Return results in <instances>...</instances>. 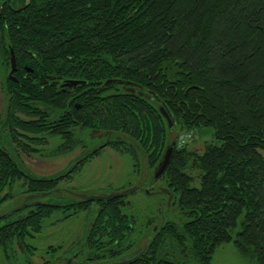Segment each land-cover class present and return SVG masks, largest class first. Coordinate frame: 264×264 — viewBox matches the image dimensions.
Wrapping results in <instances>:
<instances>
[{"label":"trees","instance_id":"trees-1","mask_svg":"<svg viewBox=\"0 0 264 264\" xmlns=\"http://www.w3.org/2000/svg\"><path fill=\"white\" fill-rule=\"evenodd\" d=\"M32 11L31 24L20 28L25 43L60 62L47 64L49 74L85 81L63 92L84 91L81 127L109 131L110 146L134 162L151 152L150 168L176 143L162 179L183 217L150 231L129 264H211L217 247L229 243L264 264V0H64L50 3L46 31L41 4ZM39 86L15 85L22 93ZM134 87L135 94L127 91ZM200 129L212 135L201 154L178 147V135L170 139L173 131ZM52 182L40 184L48 191ZM125 199L95 202L94 224L130 232L134 217L119 211ZM67 206L41 205L27 219L38 231ZM89 239L87 245H100ZM128 243L131 251L135 244Z\"/></svg>","mask_w":264,"mask_h":264},{"label":"flooded vegetation","instance_id":"flooded-vegetation-1","mask_svg":"<svg viewBox=\"0 0 264 264\" xmlns=\"http://www.w3.org/2000/svg\"><path fill=\"white\" fill-rule=\"evenodd\" d=\"M61 1L64 0H0V98L4 101V107L0 110V259L4 261V264H37L34 262L36 259L33 258H37L41 252L36 251L38 240H35V237L57 212H65L64 218L86 213L85 227L82 229L84 235L81 240L71 243L68 248L60 245L57 248L49 246L43 253L47 257L46 260L43 258L44 264H108L137 258L139 248L150 239V231L156 232L159 227L156 214L159 216L162 210L169 212V209L175 212L173 193L165 185L157 190L153 186L157 181L163 182L162 177L165 171L156 178L155 175L158 172L156 168L165 148L170 143L161 152L156 165L150 168L147 157L151 152H139L138 161L134 162L131 156L121 154L110 146L112 135L109 131L96 129L93 125L88 129L81 127L77 113L81 106L79 98L83 96L81 94L84 91L73 92L72 95H63V92L65 89H76L77 86L84 85L85 81L64 80L59 75L49 74L47 64L50 62L57 66L60 62L55 58L48 61L46 54L40 57L36 50L33 53L25 43L24 31L20 32V28L25 21L31 24V16L36 15V12L32 11L34 6L41 4L43 11L40 15L46 31L50 3ZM42 40L43 44L47 43L46 36ZM21 83L40 85V91L38 93L19 92L15 85ZM136 89V87L128 88L127 91L135 94ZM137 95L144 96L141 90ZM66 96L69 98L66 100L64 109ZM91 96L95 97V95ZM145 96L147 99L151 98L150 95ZM11 100H13L12 103ZM19 106L29 108L22 112ZM51 142H54V145H49ZM106 149L129 158L132 162V172H135L134 179H147L140 182L146 185L147 189H142L138 184H135L136 186L129 184L130 188L136 187L133 194L140 192L150 196L155 194L165 196L164 204L161 206L158 204L155 210H146L142 216L137 212L133 202L125 199L128 204L120 205L119 211L121 215L134 217L135 224L130 232L120 233L118 227L113 229L111 225L94 224L99 210V205L95 203L97 201L81 200L78 195L82 194L74 192L75 189L66 188L70 190L66 191L65 187H61L62 183L70 181L73 175L83 173L85 168L100 157L102 151ZM74 151H77L75 159H72L66 168L55 173L39 175L25 165L26 159L58 160ZM141 160H145L150 175L146 176L141 172ZM43 180H53L54 182L50 184L53 187L44 191L46 184L45 186L40 184ZM162 188L166 190L162 192ZM51 191L50 196L35 197ZM63 195H67V198L71 197L69 200H64L66 201L64 203L59 201ZM29 196L32 197L29 198ZM76 202L87 204L84 208H77V210L74 209L75 206H67ZM41 205L42 207L67 206L70 210L65 208L53 210L49 218L41 221L39 230L34 231L27 218L36 207ZM137 213L140 214L139 217ZM61 220L62 218L55 219L50 224ZM88 238L92 242L97 240L100 245L88 244V246ZM124 241L129 242L128 245L134 243L135 247L131 251L128 250L123 244ZM38 259L42 260V257Z\"/></svg>","mask_w":264,"mask_h":264},{"label":"rangeland","instance_id":"rangeland-1","mask_svg":"<svg viewBox=\"0 0 264 264\" xmlns=\"http://www.w3.org/2000/svg\"><path fill=\"white\" fill-rule=\"evenodd\" d=\"M4 107V101L0 98V110ZM173 130V127L171 128ZM188 132H176L173 131L170 135V139L172 140L174 137L181 134H186ZM192 143L186 146L187 150L195 151L197 154H201L204 150V146L212 141V135L210 130L208 129H200L193 132ZM49 145H54V142H51ZM108 151V152H107ZM262 156L264 157V152H261ZM77 151L73 153H69L68 155H64L62 159L58 160H38L34 158L26 159L25 165L28 169H31L33 172L37 174L47 175L50 173H55L60 171L61 169L66 168L71 160L75 159ZM141 172L148 176L150 175V170L146 168L145 160L140 161ZM94 169V171H93ZM132 162L126 156H121L113 150H103L101 156L95 159L88 167L85 168L83 173H79L73 175L71 180L68 182H63L61 187H65L64 190H68L66 188H73L75 189L74 192L82 195H102L107 193L116 192L118 190H125L130 187L129 184H138L142 187V189H147L146 185L140 184V182L147 180L144 179H134L133 175L135 172H132ZM138 186V187H140ZM154 189L157 190L160 187L164 186V182L157 181L154 183ZM166 189L162 188V192ZM70 191V190H68ZM146 192V191H145ZM132 192L126 198L127 201L133 202L134 207L137 208L138 217L139 215L142 216L146 213V210H155L158 208V204L160 206L164 204L162 194H155V195H144L140 192L133 194ZM71 196L63 195L59 201L66 202L64 200H69ZM92 207H95L92 205ZM166 210V209H165ZM177 210L175 212H169L163 210L161 214L158 216L159 223H162L164 220H175L177 217H183L182 215H177ZM156 213V211H155ZM68 214V213H67ZM86 213H80L76 216L66 217L65 212H57L54 213L51 217V220L47 221L44 224V227L36 237L35 240H38V245H36V251L41 252L37 258L34 260L37 264H44L47 257L44 255V251L49 246L58 247V245L63 246V248H68L69 245L73 242L78 241V239H82L84 235L83 227H85L84 218ZM61 221L53 223L52 225L50 222H54L55 219H61ZM88 222V221H87ZM86 222V223H87ZM139 245V244H138ZM38 259V258H41ZM1 258V255H0ZM45 260H44V259ZM4 264V261L0 259V264ZM211 264H253L246 256L240 254L237 248L232 244H223L215 250Z\"/></svg>","mask_w":264,"mask_h":264},{"label":"water","instance_id":"water-1","mask_svg":"<svg viewBox=\"0 0 264 264\" xmlns=\"http://www.w3.org/2000/svg\"><path fill=\"white\" fill-rule=\"evenodd\" d=\"M75 85V84H73ZM131 91H134V90H131ZM160 113L161 115L164 117L165 121L167 122V127L168 129H171L172 128V122L169 118V116L167 115V113L163 110V109H160ZM176 146V143L174 141H172L164 150V153L159 161V164L157 166V173H156V178L159 177L167 168L169 162H170V159H171V155L173 153V150ZM135 188L136 187H132L130 189H127L125 191H122V192H113V193H107V194H103V195H78V197L81 199V200H84V201H87V202H91V201H111L113 199H116V198H122V197H126L128 196L129 194H131L132 192L135 191ZM52 194V191L51 192H46V193H42V194H39V195H36L35 197L36 198H44L46 196H50ZM32 197V196H31ZM29 196V198H31ZM155 230V228H154ZM136 257H133L132 259H129L127 261L125 260H119V261H114V262H109L108 264H129L131 263L133 260H135Z\"/></svg>","mask_w":264,"mask_h":264},{"label":"clouds","instance_id":"clouds-1","mask_svg":"<svg viewBox=\"0 0 264 264\" xmlns=\"http://www.w3.org/2000/svg\"><path fill=\"white\" fill-rule=\"evenodd\" d=\"M193 135L194 134L192 132H188L186 134H181L178 137V146L179 147H186V146L190 145L193 142L192 141Z\"/></svg>","mask_w":264,"mask_h":264},{"label":"built area","instance_id":"built-area-1","mask_svg":"<svg viewBox=\"0 0 264 264\" xmlns=\"http://www.w3.org/2000/svg\"><path fill=\"white\" fill-rule=\"evenodd\" d=\"M177 146H178V139H177ZM179 147V146H178Z\"/></svg>","mask_w":264,"mask_h":264}]
</instances>
